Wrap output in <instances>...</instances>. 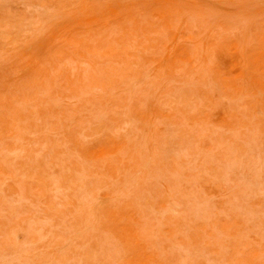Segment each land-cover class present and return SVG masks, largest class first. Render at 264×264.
Listing matches in <instances>:
<instances>
[{
	"label": "rangeland",
	"instance_id": "374dc122",
	"mask_svg": "<svg viewBox=\"0 0 264 264\" xmlns=\"http://www.w3.org/2000/svg\"><path fill=\"white\" fill-rule=\"evenodd\" d=\"M0 264H264V0H0Z\"/></svg>",
	"mask_w": 264,
	"mask_h": 264
}]
</instances>
